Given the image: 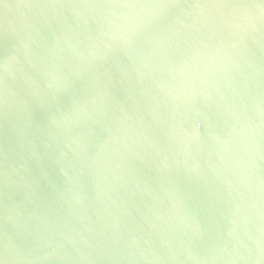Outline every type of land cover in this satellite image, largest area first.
Masks as SVG:
<instances>
[{
	"label": "water",
	"instance_id": "water-1",
	"mask_svg": "<svg viewBox=\"0 0 264 264\" xmlns=\"http://www.w3.org/2000/svg\"><path fill=\"white\" fill-rule=\"evenodd\" d=\"M0 264H264V0H0Z\"/></svg>",
	"mask_w": 264,
	"mask_h": 264
}]
</instances>
